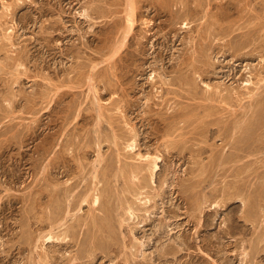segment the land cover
<instances>
[{
  "label": "rangeland",
  "instance_id": "374dc122",
  "mask_svg": "<svg viewBox=\"0 0 264 264\" xmlns=\"http://www.w3.org/2000/svg\"><path fill=\"white\" fill-rule=\"evenodd\" d=\"M0 264H264V0H0Z\"/></svg>",
  "mask_w": 264,
  "mask_h": 264
},
{
  "label": "bare ground",
  "instance_id": "6f19581e",
  "mask_svg": "<svg viewBox=\"0 0 264 264\" xmlns=\"http://www.w3.org/2000/svg\"><path fill=\"white\" fill-rule=\"evenodd\" d=\"M131 12H132V11H131ZM132 16H133V15H132ZM127 20H128V23H131V22H132V20H131V15H129V17H128ZM135 176H136V175H135ZM94 187H95V186H94ZM94 187H93V188H94ZM90 195H92V194H90ZM94 195H95V194H94ZM96 196H97V195H95L94 198L91 200V205H92V206H89V207L92 208V207L96 206V204L98 203V202H97L98 197H96ZM96 202H97V203H96ZM88 204H89V202H88ZM89 205H90V204H89ZM98 206H99V205L97 204V207H98ZM94 208H96V207H94ZM99 208H100V207H99ZM101 209H102V208H101ZM95 216H96V215H95ZM90 217H91V216H90ZM105 217H106V216H105ZM99 218H100V217H99ZM101 218H102V217H101ZM101 218H100V219H101ZM104 219H105V218H104ZM103 221H104V220H103ZM97 227H98V226H96V228H97ZM99 227H100V226H99ZM97 230L99 231V230H102V229H97Z\"/></svg>",
  "mask_w": 264,
  "mask_h": 264
}]
</instances>
